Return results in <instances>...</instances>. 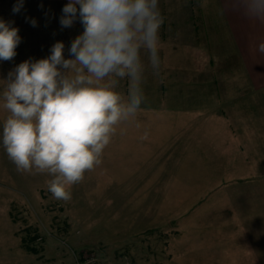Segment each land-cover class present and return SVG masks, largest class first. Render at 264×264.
<instances>
[{
	"label": "rangeland",
	"instance_id": "1",
	"mask_svg": "<svg viewBox=\"0 0 264 264\" xmlns=\"http://www.w3.org/2000/svg\"><path fill=\"white\" fill-rule=\"evenodd\" d=\"M16 3L0 0L21 37L0 61V136L9 71L58 41L71 58L84 30L61 28L68 0H24L13 13ZM159 10V71L141 50L140 110L71 199L52 196L47 173L18 171L0 140V264H264V5L159 0ZM129 87L125 77L116 91L126 99Z\"/></svg>",
	"mask_w": 264,
	"mask_h": 264
},
{
	"label": "clouds",
	"instance_id": "2",
	"mask_svg": "<svg viewBox=\"0 0 264 264\" xmlns=\"http://www.w3.org/2000/svg\"><path fill=\"white\" fill-rule=\"evenodd\" d=\"M23 7L24 0H17L13 13ZM77 20L84 30L71 42V58H65L63 42L54 43L48 57L25 60L9 71L2 93L9 115L0 140L9 159L18 171L50 175L48 191L64 201L71 199V186L101 165L117 126L140 110L141 50L154 72L161 63L159 0H68L60 26L70 28ZM26 22L37 26L35 19ZM13 24L0 19V61L17 55L21 37ZM259 50L264 52V43ZM125 77L126 99L116 91Z\"/></svg>",
	"mask_w": 264,
	"mask_h": 264
},
{
	"label": "built area",
	"instance_id": "3",
	"mask_svg": "<svg viewBox=\"0 0 264 264\" xmlns=\"http://www.w3.org/2000/svg\"><path fill=\"white\" fill-rule=\"evenodd\" d=\"M80 262H81L80 264H95L97 263V260L95 256H91V257H86V259H82Z\"/></svg>",
	"mask_w": 264,
	"mask_h": 264
},
{
	"label": "bare ground",
	"instance_id": "4",
	"mask_svg": "<svg viewBox=\"0 0 264 264\" xmlns=\"http://www.w3.org/2000/svg\"><path fill=\"white\" fill-rule=\"evenodd\" d=\"M81 262L79 260L76 261V264H80Z\"/></svg>",
	"mask_w": 264,
	"mask_h": 264
}]
</instances>
